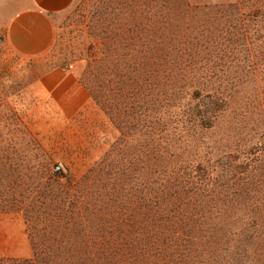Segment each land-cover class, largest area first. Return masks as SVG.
<instances>
[{"label": "trees", "instance_id": "1", "mask_svg": "<svg viewBox=\"0 0 264 264\" xmlns=\"http://www.w3.org/2000/svg\"><path fill=\"white\" fill-rule=\"evenodd\" d=\"M73 12L89 36L79 83L115 134L78 177L51 170L55 148L35 144L37 178L3 158L0 212L22 213L31 257L0 264H264L258 26L239 2L82 0Z\"/></svg>", "mask_w": 264, "mask_h": 264}, {"label": "rangeland", "instance_id": "2", "mask_svg": "<svg viewBox=\"0 0 264 264\" xmlns=\"http://www.w3.org/2000/svg\"><path fill=\"white\" fill-rule=\"evenodd\" d=\"M81 1L76 0L69 10L54 17L55 41L48 53L33 59L15 55L0 56V125L17 124L26 131L9 134L6 129L2 130L0 162L4 164L5 156L15 157L14 162L24 163L22 167L32 177L37 178L43 158L39 148L38 151L35 150V144L42 145L45 150L55 148L58 157L51 166L52 171H56L55 167L59 166L61 171L67 173L69 168L70 174L78 177L88 161L84 158L88 155H100L106 148L104 141L115 134L103 113L92 101L76 113L70 114V110L59 108L39 83L44 73L55 68L76 76L79 82L89 42L83 18L79 16V12H73ZM188 1L192 5L239 2L248 24L254 28L258 26V32L264 34V30L259 28L264 25V0ZM252 91L250 85L243 89L246 95H251ZM247 101L242 98L235 99L231 106L236 107ZM10 138L16 143L12 148L6 145ZM11 213L18 215L24 222L21 212Z\"/></svg>", "mask_w": 264, "mask_h": 264}, {"label": "crops", "instance_id": "3", "mask_svg": "<svg viewBox=\"0 0 264 264\" xmlns=\"http://www.w3.org/2000/svg\"><path fill=\"white\" fill-rule=\"evenodd\" d=\"M76 0H0V56L33 59L48 53L55 41L54 17ZM41 87L59 108L76 113L91 99L74 75L55 68L39 79ZM38 87V80L36 82ZM0 257L25 260L31 248L24 222L11 212H0ZM7 264H33L18 262Z\"/></svg>", "mask_w": 264, "mask_h": 264}, {"label": "built area", "instance_id": "4", "mask_svg": "<svg viewBox=\"0 0 264 264\" xmlns=\"http://www.w3.org/2000/svg\"><path fill=\"white\" fill-rule=\"evenodd\" d=\"M69 68H71V65L69 66ZM55 170L57 171V170H60V167L59 166H56L55 167Z\"/></svg>", "mask_w": 264, "mask_h": 264}]
</instances>
